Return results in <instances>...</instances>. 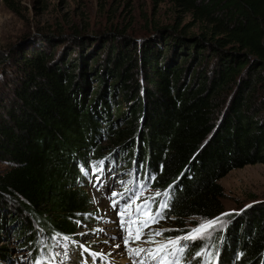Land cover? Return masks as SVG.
Returning <instances> with one entry per match:
<instances>
[{"label":"trees","instance_id":"trees-1","mask_svg":"<svg viewBox=\"0 0 264 264\" xmlns=\"http://www.w3.org/2000/svg\"><path fill=\"white\" fill-rule=\"evenodd\" d=\"M172 2L200 22V34L159 28L163 46L110 44L73 60L37 47L16 59L0 95V242L14 234L33 260H45L53 240L74 238L92 220L84 184L108 156L102 139L127 165L137 158L150 197L169 193L162 220L180 224L225 218L219 180L264 164V0ZM232 217L211 239L191 241L182 264H264V204ZM8 255L0 246V259Z\"/></svg>","mask_w":264,"mask_h":264},{"label":"rangeland","instance_id":"rangeland-1","mask_svg":"<svg viewBox=\"0 0 264 264\" xmlns=\"http://www.w3.org/2000/svg\"><path fill=\"white\" fill-rule=\"evenodd\" d=\"M194 22L192 15L178 10L172 0H0V55L4 57V60L0 61V95L2 91H9L7 83L18 73L16 59L26 50L37 47L45 49V52L54 50L56 59L68 52L71 60L77 57L79 50L87 54L93 49H98V54L102 55L110 44L123 45L130 42V49L136 46L141 50V46L151 40H156L161 46L164 45L162 35L157 31L159 28L170 29V32L174 26H179V30L186 28L183 33L185 37L200 34L202 25L200 22L197 24ZM79 71L81 64L76 72ZM106 79L111 83L109 82L111 78ZM89 82L92 94L98 88V83H94L93 80ZM114 105L115 103L111 104L110 113L111 117L116 119ZM121 111L127 112V106ZM103 125L104 123L101 124L102 128ZM123 126L124 124L121 127ZM102 141L104 142L101 145L108 156L102 160V165L97 163L90 167L98 169L100 166H106L102 177L98 173L93 177L95 173L90 171L84 184V189L93 200L94 217L82 224L74 238L66 241L53 240L48 247L42 245L50 249L47 252L50 259L56 256L55 259L58 261L60 257L58 254H62L72 264H81L80 260L86 255L82 248H85L90 261L96 259L89 254L90 250L95 249L99 264H126L123 256L128 250L123 244V232L119 230V208L113 209L111 205L117 196L112 197L111 194L124 191L125 188L129 189L133 185L138 187L143 185L139 183L141 165L137 163L135 156L131 160L132 164L127 165V162L122 160L120 152L116 155L108 154L109 140ZM6 167V164L0 162V172ZM219 182L225 192L224 214H234L231 219L251 206L264 204V164H250L234 169ZM139 188L142 189V195L136 203L150 197L154 191L148 185ZM231 224L229 215H225L221 223L209 229L203 238L211 239L215 232L226 230ZM197 226V223L188 221L183 224L177 223L174 218L164 221L160 219L158 223L149 226L145 240L153 230H168L165 232L171 236L160 240L164 242L183 236ZM144 241L141 245L149 244ZM190 242L181 241V244L189 245ZM0 246H5L9 252L7 257L0 259V264H31L32 252L27 246L22 247L14 234H5Z\"/></svg>","mask_w":264,"mask_h":264},{"label":"snow or ice","instance_id":"snow-or-ice-1","mask_svg":"<svg viewBox=\"0 0 264 264\" xmlns=\"http://www.w3.org/2000/svg\"><path fill=\"white\" fill-rule=\"evenodd\" d=\"M101 165L103 161L99 162ZM102 170V169H98ZM83 171V169H82ZM150 179H155V177H150ZM131 183V181H129ZM139 187H145L140 185ZM131 192L130 196H127V203L120 207L118 215L120 216V227L124 230L123 244L128 252L139 257L142 253L146 254L157 264H182L183 255L188 247L187 243L181 244V241H192L195 242L197 239H202L204 234L211 228L215 227L218 223H221L219 217L213 220H208L200 223L197 227L192 228L187 231L183 236H177L173 239H168L164 242H157L154 237L162 236L165 231L168 230H153L149 234V238L145 240V243L155 244L152 248H130L128 247L130 243L141 241L144 236L143 229L149 227L153 223H158L160 219H163V210L168 207L169 193L167 191L160 192L157 191L153 196L146 197L142 203L136 204V201L140 198L142 193L138 190H130L125 188V193ZM125 193L112 192V197L120 196L125 199ZM163 197V199H159ZM136 204L135 210H132V205ZM153 204L157 205L156 211L152 212ZM117 201L113 200V207L115 208ZM223 215H230V213H225ZM143 217V219H141ZM68 240V237H64ZM119 247V245H117ZM200 256L201 253H197ZM36 264H41L37 261ZM133 264H147L145 260L133 261Z\"/></svg>","mask_w":264,"mask_h":264}]
</instances>
